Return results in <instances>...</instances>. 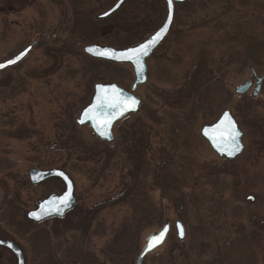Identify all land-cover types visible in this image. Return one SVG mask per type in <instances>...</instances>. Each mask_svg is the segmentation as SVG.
I'll use <instances>...</instances> for the list:
<instances>
[{
    "label": "rangeland",
    "instance_id": "1",
    "mask_svg": "<svg viewBox=\"0 0 264 264\" xmlns=\"http://www.w3.org/2000/svg\"><path fill=\"white\" fill-rule=\"evenodd\" d=\"M116 1L0 0V62L37 41L27 60L0 73V240H14L26 264H136L147 237L179 221L185 239L173 227L144 264H264V124L257 123L264 84L259 98L236 92L252 73L264 78V0L177 7L171 35L147 61L148 82L136 92L141 109L117 125L111 145L76 121L96 84L130 90L134 75L84 48L137 44L166 17L164 0H127L97 19ZM250 29L259 44L246 41ZM226 110L245 134V153L233 161L201 135ZM34 169L70 175L72 214L28 220L39 202L65 190L57 179L33 186ZM157 177L169 189L163 197ZM95 205L106 207L82 223L81 210ZM0 264L17 260L0 248Z\"/></svg>",
    "mask_w": 264,
    "mask_h": 264
},
{
    "label": "water",
    "instance_id": "2",
    "mask_svg": "<svg viewBox=\"0 0 264 264\" xmlns=\"http://www.w3.org/2000/svg\"><path fill=\"white\" fill-rule=\"evenodd\" d=\"M126 0H119L113 8L105 12L103 15L99 16V19H104L109 17L111 14L115 13L125 2ZM168 4V17L167 21L161 27L155 35H153L150 39L144 41L138 46L128 48L125 50H117L112 47L108 46H101L97 44L88 45L84 48V51L87 55H89L92 58L105 60L109 62H115V63H125L130 64L133 67L134 74H135V81L130 89V91H126L119 87L116 84H96L94 88V95L91 100V103L82 111L80 117L77 120V123L79 126H84L89 124L90 127L93 130V134L98 136L100 139L105 140L107 142L113 141V135H112V128L116 122L124 118L126 115L131 113H136L139 111L141 101L134 95V93L137 91L139 86H142L146 84L147 82V66H146V59L151 56V54L158 48V46L165 40L167 35L170 32L173 18H174V3H184L185 0H172L171 7H169V0H166ZM166 29L164 31H161L162 29ZM159 34V35H157ZM155 40V43L148 47L147 49V55H143L139 57V64L135 62L134 59H127L125 58L127 55H132L129 50L133 48H141L142 45L147 44L150 40ZM33 46L27 47L25 50H23L21 53L17 54L13 58L7 60L6 62L0 63V65H5L4 67H0V71H3L7 68L13 67L23 61L25 57L30 53ZM88 49H93L92 52H89ZM105 50H110L107 55L103 54ZM114 54V55H113ZM121 57V58H116ZM12 61V63H9ZM251 83H247L240 88L237 89V93L243 94L246 91L249 90L251 87ZM112 86L115 87V89H118V93H113L111 91ZM259 86V85H258ZM101 87L104 89H108V95L112 97L113 99H120L124 100L125 103L129 105V110L123 111V114L121 112H115L109 108H103V109H95L93 108L94 105L100 103V101L97 100V96L101 95ZM129 98L135 99L137 101L136 104H131V100ZM92 109L91 112L88 110ZM87 113V114H86ZM106 121H111L110 125L105 128L103 125ZM234 123L236 131L240 133L239 137H237L236 141H230L229 140V123ZM207 132V134H206ZM101 133H104L103 135ZM202 136L208 140L209 144L211 145L212 149L220 156V157H226L229 160H234L237 158L242 152H243V144H242V133L238 128L237 123L235 122L234 118L232 117L231 113L229 111H225L219 118V120L214 125L205 126L202 129ZM239 145L237 148L236 145ZM232 153V154H229ZM30 179L34 185H39L49 179L52 178H58L60 179L64 185H65V191L62 195H51L48 198H46L43 202H41L38 205V208L36 210H33L29 212L28 219L39 223L44 220L59 217L63 218L66 213H68L75 205L76 203V197H75V185L72 179L62 170L58 169H52V170H39L35 169L30 172ZM70 196V200L68 201L67 206H64L62 203H60V198L65 196ZM252 199V198H251ZM33 213L37 214L40 218L37 219L36 216L33 215ZM178 225L180 227H178ZM171 222L167 221L163 227L156 233L151 234L145 241V244L143 248L141 249L140 253L138 254L136 264H144L145 259L153 253L155 250L160 248L164 245L166 242L170 230H171ZM175 227L178 232V238L180 240H183L185 238L184 234V227L181 222H176ZM181 228L183 231V234L181 235ZM165 233L163 237H160V233L162 230H165ZM153 237H157L158 239L153 240ZM151 243L154 245L153 247H149V244ZM0 246H4L9 248L14 255L16 256L18 263L17 264H25V259L23 252L21 249L9 241H1L0 240Z\"/></svg>",
    "mask_w": 264,
    "mask_h": 264
},
{
    "label": "snow or ice",
    "instance_id": "3",
    "mask_svg": "<svg viewBox=\"0 0 264 264\" xmlns=\"http://www.w3.org/2000/svg\"><path fill=\"white\" fill-rule=\"evenodd\" d=\"M171 4H172V0H169V7H171ZM166 27L167 26H165V28L162 29L161 31H164L166 29ZM157 35H159V34H157ZM154 43H155V40L153 39V40H150L147 44L142 45L141 48L130 49L129 52L132 55H127L125 58L134 59L135 62L139 64V57L143 56V55H147L148 47L151 46ZM88 51L92 52L93 49H88ZM109 51L110 50H105L103 54L107 55ZM116 58H121V57H116ZM9 63H12V61H10ZM4 66L5 65H0V67H4ZM108 91H109L108 89H104L103 87H101L102 94L97 96V100L100 101V103L94 105L93 108H95V109L109 108V109H111L113 111V113L121 112V114H123V111L129 110V105L127 103H125L124 100L113 99L112 97H110L108 95ZM111 91L113 93H118L119 92V90L115 89L114 86H112ZM129 99L131 100V104H136L137 103V101L135 99H132V98H129ZM88 111L91 112L92 109H89ZM110 123H111V121H106L105 124L103 125V127L107 128L110 125ZM228 128H229V140L230 141H236L237 137H239L240 133L238 131H236L234 123L230 122L228 124ZM101 134L103 135L104 133H101ZM206 134H207V132H206ZM236 147L238 148L239 145L237 144ZM229 154H232V153H229ZM69 200H70V196L66 195L65 197L60 198V203H62L64 206H67ZM33 215L36 216L37 219L40 218L35 213H33ZM178 227H180V226L178 225ZM165 231H166V229L161 231V233H160V237L161 238L163 237ZM182 234H183V231H182V228H181V235ZM152 239L156 240L158 238L157 237H153ZM153 246L154 245L150 241L149 247H153Z\"/></svg>",
    "mask_w": 264,
    "mask_h": 264
},
{
    "label": "flooded vegetation",
    "instance_id": "4",
    "mask_svg": "<svg viewBox=\"0 0 264 264\" xmlns=\"http://www.w3.org/2000/svg\"><path fill=\"white\" fill-rule=\"evenodd\" d=\"M147 3H149V2H147ZM150 12H149V10H146V16H147V20H146V23H145V25L148 27L149 26V23H150V20H149V14ZM252 19H254V18H252ZM174 20H176V10H175V13H174ZM164 22L165 21H163L162 22V24H160L159 26H157V27H155V30L152 32V33H150V34H148V36H147V38H149V37H151L154 33H155V31H158L163 25H164ZM151 26H154V24L153 25H151ZM255 25L253 24L252 26H250V28L251 27H254ZM144 28V27H143ZM154 29V28H153ZM252 29H250L248 32H247V36H246V41L250 44V42L252 43V44H254L255 43V41H257L255 44H259V32L257 31V32H255V33H252V34H250V31H251ZM147 31V30H146ZM254 32V31H253ZM264 42V41H263ZM30 44H33L34 45V48L37 46V41H33L32 43H30ZM30 44H28L27 46H29ZM254 44V45H255ZM26 46V47H27ZM24 49V48H23ZM21 51V50H20ZM19 51V52H20ZM34 51V50H33ZM33 51H32V53H33ZM18 52V53H19ZM31 52L29 53V55L27 56V58L32 54ZM55 56L53 53H51L50 54V56ZM57 57V56H56ZM11 58V57H10ZM9 59V58H8ZM11 69V68H10ZM9 70V69H8ZM5 71H7V70H5ZM5 71H3V72H5ZM253 75H252V80L250 81V82H253V85L250 87V89L248 90V91H246L245 93H243V94H239V95H241V96H244V95H246V94H248L250 91H252V96H253V98H259L260 97V95H261V93H262V89H263V84H264V78H259L258 77V75H257V73H252ZM247 82H249V81H247ZM259 85V86H258ZM237 121V120H236ZM121 122V120L120 121H118L117 123H115L114 124V126H113V128H112V133H113V141L115 142V129H116V127H117V125L119 124ZM238 123V122H237ZM257 123L258 124H264V115H263V118L262 119H260L259 121H257ZM238 125H239V123H238ZM239 127H240V125H239ZM240 130L242 131V129L240 128ZM242 141H243V144H244V151H243V154L245 153V150H246V144H245V142H244V136H245V134H244V132L242 131ZM113 142V143H114ZM208 143V142H207ZM242 154V155H243ZM241 155V156H242ZM159 169H161V167L159 168ZM30 174V173H29ZM29 179H30V176H29ZM58 180V179H57ZM60 181V180H59ZM45 183V182H44ZM33 185V184H32ZM34 186V185H33ZM62 194V193H61ZM60 195V194H59ZM40 203V202H39ZM38 203V204H39ZM38 204L36 205V208H37V206H38ZM96 206V205H95ZM35 208V209H36ZM92 209V208H91ZM91 209H89L88 211L87 210H84V208L81 210V212H82V214L80 215V213H79V217H83V216H85ZM73 210V209H72ZM72 210L70 211V213L72 212ZM101 211V210H100ZM29 213V212H28ZM28 213H27V216H28ZM68 214H69V212H68ZM68 214H66V216L68 215ZM89 215V214H88ZM96 217V216H95ZM54 219H56V218H54ZM53 219V220H54ZM50 220H52V219H48V220H46V221H50ZM46 221H44V222H46ZM44 222H41V223H34V222H32L31 221V223L32 224H42V223H44ZM2 241H9V242H12L13 244H15V245H17L20 249H21V247L14 241V240H12L11 238H9V237H2ZM0 248L1 249H7V250H9L7 247H4V246H0ZM10 251V250H9ZM26 263V262H25Z\"/></svg>",
    "mask_w": 264,
    "mask_h": 264
},
{
    "label": "trees",
    "instance_id": "5",
    "mask_svg": "<svg viewBox=\"0 0 264 264\" xmlns=\"http://www.w3.org/2000/svg\"><path fill=\"white\" fill-rule=\"evenodd\" d=\"M157 12L158 13H164L165 11L164 10H161L160 8L158 9V6H157ZM132 28V27H131ZM129 28L128 31H132V29ZM131 29V30H130ZM98 63L100 64H109V63H104L102 61H97ZM111 64V63H110ZM126 74H129L127 71H125ZM163 183L161 180H159V178L157 177V179L155 180V183H154V187L156 190L160 191L162 193V197L163 195L165 194H168L169 193V189L167 190L166 188L163 187ZM166 187V186H165ZM106 207V206H105ZM104 206L103 207H100L98 205L94 206V208H92L84 217H83V220H81V222L83 223L85 220H92L94 219V217L100 212V210H103L105 208ZM69 214H72V213H69ZM89 214V215H88ZM67 217V216H66ZM65 217V218H66Z\"/></svg>",
    "mask_w": 264,
    "mask_h": 264
}]
</instances>
